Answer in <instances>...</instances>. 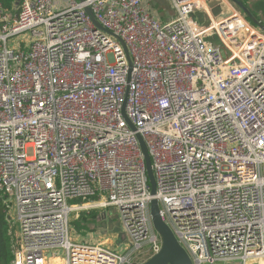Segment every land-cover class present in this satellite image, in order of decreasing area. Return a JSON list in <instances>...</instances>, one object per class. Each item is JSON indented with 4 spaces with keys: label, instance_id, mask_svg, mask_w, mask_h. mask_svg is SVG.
Masks as SVG:
<instances>
[{
    "label": "built area",
    "instance_id": "2783aa9c",
    "mask_svg": "<svg viewBox=\"0 0 264 264\" xmlns=\"http://www.w3.org/2000/svg\"><path fill=\"white\" fill-rule=\"evenodd\" d=\"M169 1L164 24L145 0H19L15 15L0 0L14 264H142L162 248L153 199L193 264L264 261V30L237 9L218 22L206 0ZM75 201L117 208L127 239L74 241Z\"/></svg>",
    "mask_w": 264,
    "mask_h": 264
},
{
    "label": "rangeland",
    "instance_id": "374dc122",
    "mask_svg": "<svg viewBox=\"0 0 264 264\" xmlns=\"http://www.w3.org/2000/svg\"><path fill=\"white\" fill-rule=\"evenodd\" d=\"M228 1L233 5L236 6L232 1L230 0H221V2H217L215 0H206V6L207 8L210 9V14H218V13H229L230 9ZM212 3V4H211ZM220 4V5H219ZM245 5L250 11L251 15L254 17L255 22H257L259 25L264 26V0H246ZM231 6V5H230ZM172 8V7H171ZM173 9V8H172ZM208 9V10H209ZM237 10H240L239 7L236 6ZM174 10V9H173ZM241 11V10H240ZM212 12V13H211ZM213 16V15H212ZM246 16V21L253 26L256 29H259V27L254 24V22L245 14ZM214 17V16H213ZM215 18V17H214ZM13 41V40H12ZM11 41V43H12ZM79 206V205H78ZM81 209H79L78 212L74 211L73 213V219H76L79 222L83 220V214L85 212H91V211H96L99 214L98 217V223L96 226V230L90 231L87 234H82L79 233L76 228H72V239L77 242H82L86 238L89 239L92 243L94 244H100L102 246L107 247L108 250H115L116 248L119 247V244L127 239V234L124 231V226L123 222L119 216V210L117 208H106L104 210L101 209H96L94 208L93 210L90 211H83L85 210L82 205L79 206ZM87 207V205H86ZM103 216H106L105 219H103ZM15 218V215L13 214L12 216ZM76 221V222H77ZM109 223H113L115 227L119 230L118 233H110L106 231L105 227L108 226ZM140 262L145 263L149 258H146L145 256L140 257ZM215 264H225L221 262H217ZM227 264H241L240 262H233V263H227ZM252 264H264L263 260H258Z\"/></svg>",
    "mask_w": 264,
    "mask_h": 264
},
{
    "label": "water",
    "instance_id": "95a60500",
    "mask_svg": "<svg viewBox=\"0 0 264 264\" xmlns=\"http://www.w3.org/2000/svg\"><path fill=\"white\" fill-rule=\"evenodd\" d=\"M79 1L84 2V0H79ZM230 1H232V3H234L237 7H239L241 12L246 14L254 22V24L259 25L257 22H255L254 17L251 15L250 11L244 5L243 2L239 0H230ZM18 4H19V0L17 2V5ZM86 12L88 13L89 16L93 18V14L90 9H86ZM93 22L96 24L97 28L105 31L104 28L95 19H93ZM262 29L264 30V27H262ZM115 38L122 43L127 55L129 56L128 50L125 44L118 37H115ZM129 63L131 65L130 59H129ZM138 138L141 144L142 152L145 157L147 174H148V178H149V182L151 186V194L152 196H155L156 195V181H155L154 173L152 170L151 159H150L145 142L140 136ZM150 211H151V218H152V223L154 225V228L162 240V248L159 253L149 258L143 264H193L188 253L185 251V249L180 245V243L176 239L171 228L164 222L163 218L161 217L159 203L156 199L152 200ZM107 230L110 233L119 232L118 229H115V225L113 223L108 224Z\"/></svg>",
    "mask_w": 264,
    "mask_h": 264
},
{
    "label": "trees",
    "instance_id": "16d2710c",
    "mask_svg": "<svg viewBox=\"0 0 264 264\" xmlns=\"http://www.w3.org/2000/svg\"><path fill=\"white\" fill-rule=\"evenodd\" d=\"M18 0H3L4 7L11 15L19 12L17 7ZM245 5V2H243ZM246 6V5H245ZM89 202L75 201L73 204L81 205ZM99 214L96 211L85 212L83 220L79 222L76 219H71L70 226L76 228L79 233L87 234L96 230ZM77 221V222H76ZM15 231L13 223L8 219L5 213V204L0 199V264H14L15 253Z\"/></svg>",
    "mask_w": 264,
    "mask_h": 264
},
{
    "label": "crops",
    "instance_id": "0c3cea01",
    "mask_svg": "<svg viewBox=\"0 0 264 264\" xmlns=\"http://www.w3.org/2000/svg\"><path fill=\"white\" fill-rule=\"evenodd\" d=\"M209 1L210 0H208V2ZM215 1L221 2V0H215ZM145 2L147 3V6L150 8V11L164 24L173 21L177 17V12L169 0H145ZM228 3L231 5V6L229 5V7H228L230 9V11L233 9L236 10V6H233L229 1H228ZM209 11H210V9H209ZM227 14L228 13H225V12L221 13L220 12L217 15L214 13L212 15L219 22L223 18H225V16ZM257 26L264 27L262 25H257ZM105 229H106V231H108L107 226L105 227ZM115 229H117V228L115 227Z\"/></svg>",
    "mask_w": 264,
    "mask_h": 264
},
{
    "label": "bare ground",
    "instance_id": "6f19581e",
    "mask_svg": "<svg viewBox=\"0 0 264 264\" xmlns=\"http://www.w3.org/2000/svg\"><path fill=\"white\" fill-rule=\"evenodd\" d=\"M251 263H252V261L248 262V264H251Z\"/></svg>",
    "mask_w": 264,
    "mask_h": 264
}]
</instances>
